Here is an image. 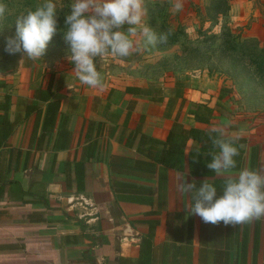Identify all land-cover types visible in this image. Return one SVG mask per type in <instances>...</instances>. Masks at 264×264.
I'll return each mask as SVG.
<instances>
[{
	"label": "crops",
	"instance_id": "1",
	"mask_svg": "<svg viewBox=\"0 0 264 264\" xmlns=\"http://www.w3.org/2000/svg\"><path fill=\"white\" fill-rule=\"evenodd\" d=\"M126 59L94 58L102 88L74 64L0 70V264H214L219 244L225 264H264V218L205 224L177 189L183 175L223 194L207 167L213 126L242 140L233 175L261 174L264 130L225 97L229 110L216 106L218 78L125 79ZM174 130L189 138L169 165Z\"/></svg>",
	"mask_w": 264,
	"mask_h": 264
},
{
	"label": "rangeland",
	"instance_id": "2",
	"mask_svg": "<svg viewBox=\"0 0 264 264\" xmlns=\"http://www.w3.org/2000/svg\"><path fill=\"white\" fill-rule=\"evenodd\" d=\"M181 2L182 9L176 11V0H144L143 23L158 35L168 33V41L142 47L131 55L132 60L126 59L130 61L124 66L129 68L125 79L216 77L227 90L225 100L245 118L248 126L259 124L264 130V0ZM4 3L7 11L0 18L1 71H15L22 65L28 68L29 64L46 68L72 64L67 59L70 52L62 32L71 0H58L57 27L61 31L53 36L46 53L35 60L21 53L9 55L4 49L6 38L15 35L17 16L34 10L43 0ZM138 36V41H142V36ZM261 174L264 175V163Z\"/></svg>",
	"mask_w": 264,
	"mask_h": 264
},
{
	"label": "clouds",
	"instance_id": "3",
	"mask_svg": "<svg viewBox=\"0 0 264 264\" xmlns=\"http://www.w3.org/2000/svg\"><path fill=\"white\" fill-rule=\"evenodd\" d=\"M182 7L181 0H176L175 10L180 11ZM57 8L58 0H43L34 10L17 16L15 35L6 38L5 52L40 59L53 36L61 31L57 27ZM69 8L62 31L70 52L67 59L74 64L73 72L81 84L92 88L103 87L94 58L129 57L142 47L168 41V33L158 35L143 23L144 0H71ZM6 11L7 5L0 0V18ZM138 34L142 41L133 39ZM208 134L219 151L211 153L207 167L225 177L224 190L217 197V188L208 179L197 187L195 180L189 183L180 176L178 191L189 194L193 200L187 209L189 215L199 216L205 224L223 222L225 226H239L264 218V175L250 169L233 175L239 138L226 135L223 126L211 127Z\"/></svg>",
	"mask_w": 264,
	"mask_h": 264
},
{
	"label": "trees",
	"instance_id": "4",
	"mask_svg": "<svg viewBox=\"0 0 264 264\" xmlns=\"http://www.w3.org/2000/svg\"><path fill=\"white\" fill-rule=\"evenodd\" d=\"M226 92H227V90L223 87L221 89V93L219 94V96L217 98L216 106L222 107L223 109L227 108V110H229V108L223 102V98L225 97ZM212 111H213V109L208 106V112L211 113ZM198 119H199V116H198ZM192 132H194V131H192ZM197 133H198L197 136H200L199 130L197 131ZM213 135H215V134H213ZM207 137H208V148L217 149L216 146L212 143V140L210 139L209 134ZM188 138H189V134H187L186 131L180 132V134L176 133L175 130L172 131L170 133L168 139L163 142L164 153H163V156L161 158V161L166 163V164L172 165V162H171L172 156L175 155V153L179 152L182 149V147L186 144ZM238 141H242L241 138H239L236 142H238ZM241 155H242V150H239V155L234 157V159L236 160V167L240 166ZM209 162H210V160H209ZM208 173H211L212 175H214L213 174L214 171L209 169V168H208ZM218 182H219V180H212L210 183H213L216 186V188H220V185ZM216 255H217V257H215V259H214V264H225L226 263V259L223 258V248L220 246V244L217 245Z\"/></svg>",
	"mask_w": 264,
	"mask_h": 264
}]
</instances>
